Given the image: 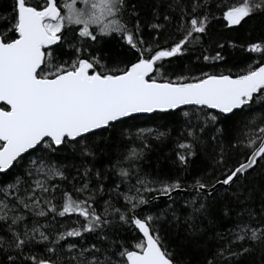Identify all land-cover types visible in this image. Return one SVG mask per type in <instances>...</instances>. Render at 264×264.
I'll return each mask as SVG.
<instances>
[{
  "label": "trees",
  "instance_id": "obj_1",
  "mask_svg": "<svg viewBox=\"0 0 264 264\" xmlns=\"http://www.w3.org/2000/svg\"><path fill=\"white\" fill-rule=\"evenodd\" d=\"M54 1L63 27L40 79L77 59L100 76L152 61L148 80L170 84L264 65V0ZM16 26V0H0L3 43ZM263 137L264 89L229 116L188 107L44 142L0 174V264H126L144 247L133 217L172 264H264V155L229 187L198 192L226 181Z\"/></svg>",
  "mask_w": 264,
  "mask_h": 264
},
{
  "label": "water",
  "instance_id": "obj_2",
  "mask_svg": "<svg viewBox=\"0 0 264 264\" xmlns=\"http://www.w3.org/2000/svg\"><path fill=\"white\" fill-rule=\"evenodd\" d=\"M45 7L35 10L16 0L17 39L4 44L0 38V174L8 172L24 155L44 142L55 148L64 140L74 142L89 134L135 116H151L180 111L188 107L207 109L229 116L264 89V65L240 77L210 76L186 84L149 81L153 62H137L123 74L100 77L92 66L81 61L75 72L54 79H40L37 73L44 51L59 44L44 28L46 21L56 22L60 9L54 0H42ZM264 155V137L246 163L224 182L212 188H199L210 194L229 187L239 176L251 170ZM182 191H173L151 202L169 200ZM143 241V250L124 256L126 264H172L152 237L145 222L132 218ZM46 264V263H43Z\"/></svg>",
  "mask_w": 264,
  "mask_h": 264
},
{
  "label": "flooded vegetation",
  "instance_id": "obj_3",
  "mask_svg": "<svg viewBox=\"0 0 264 264\" xmlns=\"http://www.w3.org/2000/svg\"><path fill=\"white\" fill-rule=\"evenodd\" d=\"M60 13H61V11H60ZM60 19V18H59ZM58 19V20H59ZM57 20V21H58ZM46 22H48V21H46ZM45 22V23H46ZM44 23V24H45ZM62 29V28H61ZM61 31V30H60ZM60 31L58 32V33H56V34H54L53 35V37H58L59 38V43H60ZM83 33H85V31H82V32H80V36L83 38ZM49 34V33H48ZM50 35V34H49ZM51 36V35H50ZM2 40V39H1ZM3 42V41H2ZM5 44V43H4ZM57 46V45H56ZM54 48V47H53ZM53 48H51V49H47L46 51H44V60H45V57H50L51 56V53H52V50H53ZM81 61H84V60H76L75 62L74 61H72L71 63H70V65L69 66H67V67H65V68H63V69H57V68H55L54 67V65H50L49 66V69H45V70H48L49 72H51V73H54V74H57V76H59V75H62V74H65V73H70V72H75L76 70H77V68H78V65H79V63L81 62ZM43 63H44V61H43ZM89 63V62H88ZM91 66H92V73L91 74H97L98 76H100L99 74H98V72L96 71V69H95V64H92V63H89ZM42 67H43V65H42ZM42 69V68H41ZM40 69V70H41ZM38 74V73H37ZM56 76V77H57ZM106 76H112V75H105V76H100V77H106ZM55 77V78H56ZM52 79H54V78H52Z\"/></svg>",
  "mask_w": 264,
  "mask_h": 264
},
{
  "label": "rangeland",
  "instance_id": "obj_4",
  "mask_svg": "<svg viewBox=\"0 0 264 264\" xmlns=\"http://www.w3.org/2000/svg\"><path fill=\"white\" fill-rule=\"evenodd\" d=\"M84 1H90V2L96 1V2H101L102 3L104 0H84ZM101 3H99V5ZM107 4H108L107 5L108 6V9L111 8L112 7V5H111L112 4V0H108V3ZM62 27H63V22L60 19L58 21H56V22H50V21H48V22H46L44 24L45 30L51 36H53L54 34L58 33L61 30Z\"/></svg>",
  "mask_w": 264,
  "mask_h": 264
},
{
  "label": "bare ground",
  "instance_id": "obj_5",
  "mask_svg": "<svg viewBox=\"0 0 264 264\" xmlns=\"http://www.w3.org/2000/svg\"><path fill=\"white\" fill-rule=\"evenodd\" d=\"M43 263L50 264V263H47V262H43ZM43 263H42V264H43Z\"/></svg>",
  "mask_w": 264,
  "mask_h": 264
}]
</instances>
